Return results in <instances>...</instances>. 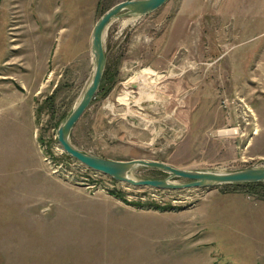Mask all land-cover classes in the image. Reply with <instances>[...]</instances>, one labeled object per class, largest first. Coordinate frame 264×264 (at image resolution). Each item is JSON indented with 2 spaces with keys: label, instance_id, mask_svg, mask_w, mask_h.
Returning a JSON list of instances; mask_svg holds the SVG:
<instances>
[{
  "label": "rangeland",
  "instance_id": "obj_1",
  "mask_svg": "<svg viewBox=\"0 0 264 264\" xmlns=\"http://www.w3.org/2000/svg\"><path fill=\"white\" fill-rule=\"evenodd\" d=\"M119 1L0 0V264H264V181L132 186L60 147L92 78V28ZM103 47L75 148L189 170L264 166V0H167L113 18Z\"/></svg>",
  "mask_w": 264,
  "mask_h": 264
},
{
  "label": "water",
  "instance_id": "obj_2",
  "mask_svg": "<svg viewBox=\"0 0 264 264\" xmlns=\"http://www.w3.org/2000/svg\"><path fill=\"white\" fill-rule=\"evenodd\" d=\"M167 0H122L108 8L95 22L91 32V53L94 60L92 78L79 102L57 128V141L64 152L86 167L110 176L112 179L132 186H151L157 189H183L191 187H210L224 183H255L264 181L263 167H248L231 172L189 170L174 167L168 163L147 159L114 160L102 158L75 148L69 139L70 132L93 99L105 67L103 32L108 23L117 16L145 15L161 7ZM156 168L169 173L168 178L133 179L128 173L134 166ZM172 177L185 182L175 183Z\"/></svg>",
  "mask_w": 264,
  "mask_h": 264
},
{
  "label": "trees",
  "instance_id": "obj_3",
  "mask_svg": "<svg viewBox=\"0 0 264 264\" xmlns=\"http://www.w3.org/2000/svg\"><path fill=\"white\" fill-rule=\"evenodd\" d=\"M258 183H260V182H258ZM231 184H235V185H250V186L252 185V183H231Z\"/></svg>",
  "mask_w": 264,
  "mask_h": 264
},
{
  "label": "bare ground",
  "instance_id": "obj_4",
  "mask_svg": "<svg viewBox=\"0 0 264 264\" xmlns=\"http://www.w3.org/2000/svg\"><path fill=\"white\" fill-rule=\"evenodd\" d=\"M119 99H120V100H124V98H122V97H119Z\"/></svg>",
  "mask_w": 264,
  "mask_h": 264
}]
</instances>
